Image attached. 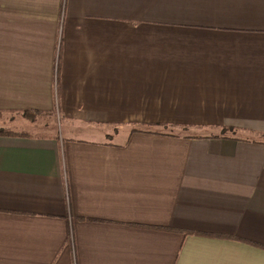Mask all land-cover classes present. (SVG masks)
<instances>
[{
    "label": "crops",
    "instance_id": "obj_1",
    "mask_svg": "<svg viewBox=\"0 0 264 264\" xmlns=\"http://www.w3.org/2000/svg\"><path fill=\"white\" fill-rule=\"evenodd\" d=\"M0 112V264H264V0H0Z\"/></svg>",
    "mask_w": 264,
    "mask_h": 264
},
{
    "label": "rangeland",
    "instance_id": "obj_2",
    "mask_svg": "<svg viewBox=\"0 0 264 264\" xmlns=\"http://www.w3.org/2000/svg\"><path fill=\"white\" fill-rule=\"evenodd\" d=\"M1 116L2 117L0 121V126H3L4 129H12L14 127H19L15 123L18 122V120H21L20 115L14 116L13 114L2 113ZM12 117L13 119H11ZM37 122L38 123L36 126H30L28 129H26L27 132L32 135H56L61 139H66L71 133H78L76 128H73L71 130L69 129V127L74 126L73 124H71V122H68L66 124L65 122H60L59 120L54 121L51 119L50 116H41ZM126 130H124L125 134ZM111 140L117 143L121 142L122 138H120V132H118V134H114V137H112Z\"/></svg>",
    "mask_w": 264,
    "mask_h": 264
},
{
    "label": "trees",
    "instance_id": "obj_3",
    "mask_svg": "<svg viewBox=\"0 0 264 264\" xmlns=\"http://www.w3.org/2000/svg\"><path fill=\"white\" fill-rule=\"evenodd\" d=\"M2 113L3 112H0V121H1V117H2L1 114ZM24 115L26 117H31L32 120H35L39 116L38 113H29V112H24ZM224 131L227 132V131H232V130L231 129H228V128H225ZM0 135L1 136H9V135H15V134L13 132L6 131L3 126H0Z\"/></svg>",
    "mask_w": 264,
    "mask_h": 264
}]
</instances>
